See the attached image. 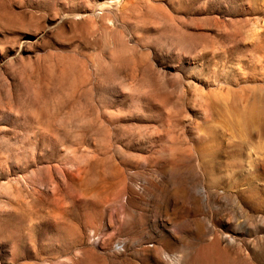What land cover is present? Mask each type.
Returning a JSON list of instances; mask_svg holds the SVG:
<instances>
[{"label":"rangeland","instance_id":"obj_1","mask_svg":"<svg viewBox=\"0 0 264 264\" xmlns=\"http://www.w3.org/2000/svg\"><path fill=\"white\" fill-rule=\"evenodd\" d=\"M0 264H264V0H0Z\"/></svg>","mask_w":264,"mask_h":264}]
</instances>
